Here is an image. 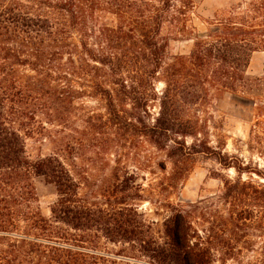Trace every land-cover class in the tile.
Returning a JSON list of instances; mask_svg holds the SVG:
<instances>
[{"label":"trees","instance_id":"16d2710c","mask_svg":"<svg viewBox=\"0 0 264 264\" xmlns=\"http://www.w3.org/2000/svg\"><path fill=\"white\" fill-rule=\"evenodd\" d=\"M258 2L261 10L264 0ZM193 8V0H0V264H145L136 254L146 264H211V238L244 235L247 221L264 231V169L233 166L237 178L224 181L222 193L232 207L221 226L196 229L195 206H171L161 242L138 211L144 195L137 174L115 170L110 184L92 182L76 162L81 143L72 136L74 143L64 140L77 101L96 94L107 101L108 120L116 127L150 138L186 134L188 121L180 109L204 93L181 90L176 63L163 62L159 37L166 23L171 33L186 36ZM244 25L222 22L221 31L194 39L195 57L222 51L217 92L250 90L245 71L250 53L264 46V29ZM157 79L164 83L158 98ZM151 99L159 100L153 121ZM88 124L93 127L90 117ZM33 134L52 140L55 151L30 159L26 138ZM34 177L55 188L48 218L36 205ZM109 244H127L134 260L114 258Z\"/></svg>","mask_w":264,"mask_h":264},{"label":"rangeland","instance_id":"374dc122","mask_svg":"<svg viewBox=\"0 0 264 264\" xmlns=\"http://www.w3.org/2000/svg\"><path fill=\"white\" fill-rule=\"evenodd\" d=\"M258 1L193 0L186 36L171 33L168 23L162 26L159 39L165 45L163 62L176 63L181 90L199 89L204 93L203 98L190 99L192 102L180 109L181 118L188 121L185 135L169 131L150 138L130 131L124 125L116 127L112 120H108L112 117L111 109L102 94L79 99L74 123L65 130L69 136L65 142L74 143L72 136L81 143L76 162L90 175V181L110 184L115 179V170L137 174L144 195L138 203V211L146 223H152L155 236L161 242L166 240L163 221L171 206L185 209L195 206L193 225L196 229L221 226L222 219L228 217L232 207L224 201L222 193L225 191L224 181L237 178L233 166L248 164L264 169V46L250 53L245 71L250 90L245 93L216 91L222 89V51L208 56L197 55L199 58L192 55L194 39L221 31L222 22L225 25L244 22L248 24L244 25L245 29H264V8L258 10ZM104 19L113 21L111 15L104 16ZM237 72L235 69V78ZM163 88V81L157 79L154 83L157 98ZM148 105L149 121H153L159 115V100L151 99ZM89 117L93 127L88 124ZM257 121L259 124L255 125ZM175 128L184 131L178 126ZM55 149L56 144L41 135L26 138V153L30 159L50 154ZM69 168L72 170L73 167L69 165ZM251 176L263 181L256 173ZM248 178L243 172L241 181L247 183ZM33 184L36 205L48 218L50 206L56 198L55 188L41 177H34ZM246 190L252 195L253 188ZM82 191H85L84 187ZM247 224L250 228L244 235L233 238L226 234L210 239L211 244L207 245L212 246L211 264H262L264 231L254 228L251 222L247 221ZM108 251L113 252L114 258L123 254L129 255L130 261L134 260L127 244H109ZM136 257L148 263L146 257L138 254Z\"/></svg>","mask_w":264,"mask_h":264}]
</instances>
